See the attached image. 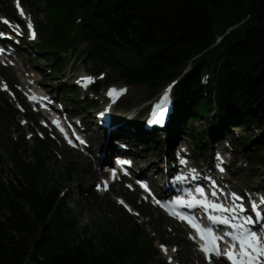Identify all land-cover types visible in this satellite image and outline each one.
<instances>
[{"label": "trees", "instance_id": "1", "mask_svg": "<svg viewBox=\"0 0 264 264\" xmlns=\"http://www.w3.org/2000/svg\"><path fill=\"white\" fill-rule=\"evenodd\" d=\"M33 1L42 2L43 20H34L38 41L29 49L34 59L43 56L45 70L54 76L63 53L84 43L80 62L104 79L106 69L108 80L151 88L175 81L173 118H203L208 129L196 132L189 124L196 150L204 148L205 138L217 139L229 116L258 131L236 138L241 150L249 141L256 149L264 143V0ZM99 86L98 81L92 90ZM63 90L72 93L73 85ZM87 100L89 108L96 103ZM14 112L0 99V127L10 125ZM141 132L146 142L161 147L163 130ZM5 137L0 173L6 153L25 184L18 178V185L5 182L0 174V264H141L144 255L158 252L137 222L123 224L120 234L99 231L98 238L87 226L81 237L64 193L55 184L40 187L36 174L45 171V160L24 163V136ZM46 152L41 144L39 155Z\"/></svg>", "mask_w": 264, "mask_h": 264}, {"label": "rangeland", "instance_id": "2", "mask_svg": "<svg viewBox=\"0 0 264 264\" xmlns=\"http://www.w3.org/2000/svg\"><path fill=\"white\" fill-rule=\"evenodd\" d=\"M17 1L21 2L25 14L31 21L43 20L40 11L42 2L33 0H0V16L15 17L16 12L11 13L9 9L13 8V4ZM4 7L5 9H2ZM13 39L15 49L11 53V59L0 57V99H5L15 109V117L10 125L5 124L3 128L0 127V144L6 143V134H9L13 140L17 139L19 134L23 135L25 143L20 148L23 162L34 166L39 157L45 160V171L36 174L40 187L46 190L50 185L55 184L58 190L64 193L67 204L72 208L73 214L77 218L80 236H86V231H83V228L87 226H89L88 232L98 238L99 231L107 230L106 232L120 234L123 224L131 227L133 222H137L144 232L153 238V245L158 248V252L150 251L144 255L141 264H206L195 255L194 245L186 239L183 230L173 220L163 216L156 207L141 201L137 192L129 191L123 183H115L108 191L102 194L97 193L100 188L99 180L102 176L99 173H103V169L97 165V153L100 142H103L104 133L99 131L100 129L94 130L99 116L93 119V113L99 106L95 105L90 109L83 101H88L87 97L98 99L104 96L107 87H100L98 93L92 92L91 88L85 91L78 89L79 76L93 72L88 69L89 65L85 66L79 60L85 44L80 43L75 51L63 53L62 69L57 76H54L51 72L46 71L49 68L43 65L45 61L42 55L34 59L29 52V48H34V43L38 41L36 36L32 38L31 35L21 32ZM104 71L106 78L99 82L103 87L106 84H112L118 87L125 86L128 91H137L134 97L126 94L120 99L119 105L125 107V110L134 106L133 111H138L144 105L145 98L155 95L159 86L164 83L163 81L157 87L151 88L147 84H130L116 79L108 80V71L106 69ZM98 77L94 75L93 78L98 79ZM27 78L31 81L28 86L43 87L60 102L58 104L64 106L63 108L71 113H78V117L83 118L82 124L87 125L85 130L91 137L92 146L90 150H87V155L62 145L52 138L51 133L39 125V116L27 106L21 95ZM4 83H7L12 89L13 96L4 89ZM65 85H73L72 93L68 94L63 90ZM135 97L139 100H136ZM17 101L19 108L15 107ZM65 104L67 105L65 106ZM73 104L76 107L73 108ZM179 122L174 119L169 127L163 130L161 147L158 149L143 139L142 132L139 133L133 129L132 136L134 138L128 142L130 146L132 145V155L138 157L134 164L135 171H138L140 165L144 166L152 162L153 166L146 168L147 178L154 185H159L164 180L162 161L165 158L171 160L170 150L183 146L194 162H202L210 168V164H213L216 159L215 152L220 149L224 151L227 158L223 165L226 167L230 183L235 189L245 193L249 190L264 189V143L259 149H256L252 145V141H249L247 149L241 150L238 139H236L240 134L249 136L252 133V137H254L258 134L256 129L249 127L248 124L241 125L237 116H229L225 119L224 127L219 130L217 139L205 138L202 145L204 148L196 150V141L189 130V124L195 127L196 132L201 129L208 130L204 119L189 120L188 117H185ZM170 126L173 128L171 129ZM116 143L118 142L114 144ZM41 144L48 149L44 155H39ZM4 156L6 160L0 173L2 179L5 182L15 180V184L18 185L16 181L18 178L22 184H25L23 176L13 167L12 161L7 158L6 153ZM155 172L157 175L152 179L151 176ZM117 197L124 198L133 210L128 211L118 204ZM160 244L168 249L167 254L160 250ZM172 249H176V251H172ZM168 257L173 260L168 261ZM214 264H221V262L215 261Z\"/></svg>", "mask_w": 264, "mask_h": 264}, {"label": "snow or ice", "instance_id": "3", "mask_svg": "<svg viewBox=\"0 0 264 264\" xmlns=\"http://www.w3.org/2000/svg\"><path fill=\"white\" fill-rule=\"evenodd\" d=\"M28 27L31 28L32 25L29 23ZM0 35L3 34L0 33ZM32 38H35L34 31L32 32ZM83 79L90 81L92 78L86 77ZM123 91L126 90L110 89L108 95L113 96L114 94H120ZM31 98L35 99V97ZM166 100L167 96L165 95L163 101L156 105V108L162 109ZM153 115H157V113L154 111ZM54 123H57V126H59L58 122L54 121ZM61 131H63V129H61ZM124 163L128 162L125 161ZM220 170L223 171L222 168ZM177 179H184V177H177ZM141 186L147 190L146 185L142 184ZM195 192L202 198L198 199L193 196L189 201L178 199L172 202L173 210L170 211V215L176 216L181 220H186L189 225L196 230L198 237L204 241V243L200 244L199 247L200 250L205 253L209 264L212 256H225L229 260L230 264H264V226H262L259 232L250 227L258 222L260 214L257 213V219H253L252 216H242V214L246 211L245 206L243 203H236V201H242L243 197L238 196L236 193L231 194L233 199L232 206L226 207L223 204L209 201L208 196L202 187H197ZM211 195L216 196L217 193L213 191ZM120 203L123 204L124 202L120 201ZM156 203L159 204L160 202L156 201ZM262 203H264V201H262ZM175 205L201 207L206 212L211 210L215 213H228L229 215L227 216L210 215L208 218L213 224L227 226L232 229V231L225 232L224 235H216L212 228L202 226L196 221L195 217L185 216L175 211ZM125 207L127 206L125 205ZM256 208L257 205L253 203L252 209L255 211ZM235 221L240 222L237 223ZM225 236L230 238L231 243L227 249L222 250L220 248V242L225 239ZM190 238L196 239L197 237L190 236ZM161 247L165 254H167L168 249L163 246ZM172 251H176V249H172ZM169 259L171 260V258Z\"/></svg>", "mask_w": 264, "mask_h": 264}, {"label": "bare ground", "instance_id": "4", "mask_svg": "<svg viewBox=\"0 0 264 264\" xmlns=\"http://www.w3.org/2000/svg\"><path fill=\"white\" fill-rule=\"evenodd\" d=\"M28 84H31V81L30 79L27 78L26 80V85H24V87H27ZM137 91L135 90H129L127 91V94L128 95H131L134 97V95L136 94ZM139 96V95H138ZM137 96V97H138ZM135 97V98H137ZM136 100H139L138 98ZM133 110H134V106L133 108H129V109H126L125 110V107H121L120 109H106L105 111L107 113L110 114V117H111V124L110 125H106L104 123H102L101 127L102 129L104 128V138L107 137V145H106V148L104 151H101L105 154H107V152L109 151V149L111 150L112 149V144L115 142V141H120V142H126L128 143V147H129V153L132 154L131 152V147L132 145L130 146L129 145V142L134 138L133 135V126L134 125H138V124H135L132 122V117L134 116L133 115ZM99 111L98 110H95L94 111V118L93 119H96L97 118V113ZM82 121H83V118H82ZM112 125H115L117 127V129H115L114 131H108V128ZM87 127V125L85 126L84 125V128ZM168 127V125H167ZM166 127V128H167ZM165 128V129H166ZM170 128L172 129L173 127L170 126ZM176 129V128H174ZM108 131V132H107ZM129 141V142H128ZM100 147L102 148V144L100 142ZM135 159L138 160V157L135 156ZM100 160L97 158V162H99ZM162 163H166V166L170 167V169L174 170L176 167L174 166V163L172 164V161L169 160L168 158H165ZM111 164L113 165L114 164V161H111ZM149 166H153V163H148V164H145L144 166L143 165H140V167H138V171H139V174L141 176H145L147 177V172H146V168H149ZM168 167V168H169ZM102 175L103 173H99V175ZM157 175V172L153 173V175L151 176V178L153 179V177ZM15 183V180L13 181ZM233 186V185H232ZM125 200V199H124ZM126 201V200H125ZM127 204H129L127 201H126ZM131 210H133V208H131Z\"/></svg>", "mask_w": 264, "mask_h": 264}]
</instances>
